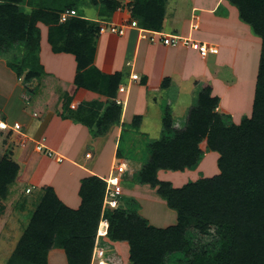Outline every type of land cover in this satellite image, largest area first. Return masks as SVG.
I'll return each mask as SVG.
<instances>
[{
  "label": "crops",
  "instance_id": "0c3cea01",
  "mask_svg": "<svg viewBox=\"0 0 264 264\" xmlns=\"http://www.w3.org/2000/svg\"><path fill=\"white\" fill-rule=\"evenodd\" d=\"M39 1L30 5L28 0L18 5L25 14L31 16L34 11L37 13L34 26L36 39L30 44L33 46L32 60L23 67V74L25 77L33 72L29 82L37 85L29 104H33L35 95L42 93L40 99L34 102L36 110H31L34 113L41 110L44 114L36 122V128H42V133L48 138L42 144L63 160L58 163L45 154L37 153L35 143L33 152L36 157L29 154L20 162L18 183L25 186V190L48 188L59 204L77 211L81 205L80 180L96 172L108 171L109 174L110 162L112 164L117 157L119 136L128 121L139 116L140 135L154 143L165 135L163 122L167 111L172 115L170 123L179 126L175 129H185L190 110L197 106L198 97L196 99L194 94L198 95L197 91L202 93L206 88L209 89V96L217 99L216 112L230 117L251 115L261 41L241 21L239 12L228 0H115L119 9L109 17L113 21L103 19L108 16L101 14L97 3L100 0ZM65 1L70 3L69 9L61 11V2ZM70 10H74L76 16L65 23L81 18L97 28L102 21H136L148 33L161 32L191 38L215 47L217 51L201 57L188 47L164 46L160 42L141 40L136 29L128 30L122 37L103 34L85 38L82 34H75L69 43L72 51L66 46L64 35L58 36L50 30L51 23L45 21L48 19L45 16L50 13L59 16ZM133 12L136 16L132 15ZM148 14L154 15V21L159 22L158 31L141 26L142 20L148 21ZM65 23L58 21L56 27ZM16 47L19 55L26 52L23 46L20 49L18 45ZM79 59L88 64L79 69ZM34 64L33 69H29ZM7 73L10 71L7 70ZM132 74L138 79L131 80ZM77 80L82 85L90 82L89 85L97 87V91L76 87ZM106 82L111 83L107 89L104 87ZM102 86L104 89H101ZM119 87H125L123 93L118 91ZM116 100L122 103L118 104ZM52 102L55 105L51 106ZM167 106L169 109H165ZM108 109L117 113L116 121L112 123L116 126V135L112 139L107 135L95 137V130L91 127L107 123L108 115L105 118L104 114ZM150 126L154 128L153 135H149L146 129ZM26 145L30 147L32 142L25 139L24 147ZM199 149L203 156L198 166L181 174L197 176L205 158L213 159L214 153L205 148ZM149 158L150 154H144L137 162L129 163L128 167L140 173ZM48 160L54 164L48 163ZM170 173L159 170L157 178L173 181ZM203 173H207L206 170L203 169ZM29 220L25 214L24 217L19 216L13 202L0 212V264L12 261ZM45 254L47 264H67L63 249L51 247Z\"/></svg>",
  "mask_w": 264,
  "mask_h": 264
},
{
  "label": "trees",
  "instance_id": "16d2710c",
  "mask_svg": "<svg viewBox=\"0 0 264 264\" xmlns=\"http://www.w3.org/2000/svg\"><path fill=\"white\" fill-rule=\"evenodd\" d=\"M228 1L238 8L241 21L261 41L250 118L244 119L239 126L225 128L220 117L210 111L216 108L217 99L209 96L208 88L198 96L196 108L190 110L185 129H172L171 117L165 118V135L150 144V158L141 170L139 182L157 188V194L175 212V225L162 230L147 227L141 218L126 216L120 205L103 215L109 225L108 238L112 242L128 243L131 264H163V257L168 253L186 255L190 251L185 238L187 228L205 233L209 225L214 226L219 235V251L213 257L201 252L193 256L189 264H264V0ZM23 3L24 0H0V42L23 40L31 44L36 39L33 21L37 13L34 11L31 16L22 13L18 5ZM106 3L113 10L118 7L116 2ZM132 15L136 16L134 12ZM45 17L47 24L51 23L50 30L58 36L64 35L66 46L72 51L69 43L75 34L89 38L98 33V28L81 18L56 27L58 15L50 13ZM154 18L148 14V21L142 20L141 26L158 31L160 24ZM87 64L79 59L78 67L81 69ZM32 73L25 75L26 84L34 75ZM18 75L21 78V74ZM203 138H206L207 150L220 156L219 175L180 188L157 178L159 170H195L203 156L198 147ZM86 181L89 182L86 184ZM80 189L81 205L76 212L59 204L50 190L51 194L41 202L45 215L38 212L32 217L31 226L9 264H23L22 258L27 259L28 264H44L47 248L54 245L64 249L68 264H90L105 183L91 177L81 182ZM42 217L49 220L47 227L44 220L43 224L38 222ZM43 226L50 233L61 231L62 234L56 242L46 245V237L38 235Z\"/></svg>",
  "mask_w": 264,
  "mask_h": 264
},
{
  "label": "rangeland",
  "instance_id": "374dc122",
  "mask_svg": "<svg viewBox=\"0 0 264 264\" xmlns=\"http://www.w3.org/2000/svg\"><path fill=\"white\" fill-rule=\"evenodd\" d=\"M29 1H31L32 3V4L30 3V5H34L36 3L41 2L39 0H29ZM107 1H111V0H100L99 2H97L98 8L100 9L101 14L103 16H108V17H104L103 18L104 20L113 21L109 17L113 16L112 12L117 11L119 8H115L114 10L111 9L110 8L111 6L106 3ZM112 1L116 2L115 0ZM24 2L27 3L28 0H24ZM116 3L119 6L118 2ZM68 4L70 3L67 1H65L64 3L61 2L60 10L62 11L69 9ZM235 8L238 11V8L236 6ZM19 10H21L23 13V9L19 8ZM35 23L36 20L33 21V27L35 26ZM96 35L99 36L98 33ZM32 38L33 36H31V39ZM16 42L19 43L16 44ZM16 45H18L19 49L22 46L24 51L26 49V52L22 53V55L24 54L23 59H21L22 55H19L17 53ZM32 50H33V46H31L29 43L23 40L12 41V42L3 41V43L2 41L0 42V121L7 123L10 126L13 125L14 123H18L20 125V131H12L9 129L5 131H0V212L2 211V209L6 208L7 205L13 202L14 206L19 211V216L24 217L25 214L27 215L28 219L30 218L29 226H31V223L33 221L32 217L36 216L38 212H41L42 215H45L44 214L45 208L41 206V202L46 197V195L51 194L50 190L45 187L39 188L38 191L31 190L29 193H27L25 190V186H22L18 183L20 162L24 159V157L28 156L29 154L32 155L33 157L34 156L36 157V155L33 152L35 143L37 142L46 143V139H48L46 138L47 135L42 133L43 132L42 128L39 127L36 128L37 126L36 122L40 121L43 118L42 116H44V114H42L41 110L35 111V113L31 112V110L34 109L33 108L34 102L37 99L38 100L40 99L42 93L35 95L32 100L33 104L32 103L29 104L33 95V90L37 87V85H33L30 82H27L29 84H26L25 80L27 75L24 77L23 74V70H24L23 67L25 66V63L26 64L31 63ZM14 52H16L19 55V57ZM34 66L35 64L31 66V68L29 69H33ZM7 70L10 71L9 74L7 73ZM18 74H21L20 75L21 78H19ZM77 82H78L77 84H74L76 87H81L82 89L89 91H97V87L93 85H89L90 82L83 85L82 83H80L79 80H77ZM106 83L107 85L104 84V87L107 89L109 88V86H111V83L110 82H106ZM104 87L102 86L101 89H104ZM197 92L198 95L194 94L196 96V99L201 94L199 93V91ZM102 93L103 92L101 91V94ZM53 103L54 102H52L51 106L55 105ZM36 108L34 110H36ZM165 109H169L168 106L165 107ZM111 110L112 109H108L104 114V117L108 115L106 119L107 123L102 122L103 126H98L97 128L91 127L93 131L95 130L94 131L95 134H93L95 137L101 138L107 135V137L112 139L113 136L116 135L117 129L115 128L116 126L113 125L112 123L116 121L117 113ZM206 110H207V106H206ZM210 111L214 115L220 117V121L225 128H229L231 126H235V127L239 126L241 125L244 119L250 118V116L249 117L226 116L220 114L219 112H216L215 109L212 110V108L210 109ZM134 117H135L134 120H132L131 122L128 121L127 127L123 129L124 131L122 130V135L119 136L120 141L117 145L118 148L117 157L116 159L113 160L112 164H111L112 161L110 162V166L113 164L120 165L121 163H124V168H126L124 173L121 175L122 194L120 198V206L124 214L126 216L130 215L141 218L147 227H151L157 230L158 229L162 230L175 225L176 222L175 212L170 210L166 205V201L157 194L156 191L157 188H151L150 186L143 185L139 182V178L141 177V172L135 173L134 168L131 169L128 167L129 163L137 162L140 156H143L144 154L145 155L147 154L148 156L151 152V150H149L150 144L153 143L152 141L149 142L146 136L143 137L142 135H140L139 128H140L141 119L139 116L138 117L134 116ZM167 117H171L172 119V115H170L168 111L165 114V118ZM173 124L174 123L172 122L171 124L173 126L172 129L176 130L175 128L179 126L177 124L174 125ZM146 129L149 135L154 134V128H152L151 126L149 128L147 127ZM177 130L179 131L180 129ZM25 139L26 140L28 139L29 141L32 142V145H30V147L29 145H26L24 147ZM198 147L199 148L201 147L202 149L205 148L207 150L206 138L201 139V141L198 143ZM211 153H214L212 154L213 159L209 160L208 157L205 158L206 160H204L203 165L200 166L201 168L199 169V173L197 176L196 174H192V173L187 175L181 174L184 173L185 170L183 172H178V171L171 172L170 174L173 181H170V183L172 184V186L173 187L178 186L180 188L188 183H195L198 180L210 179L213 178L214 176L219 175L217 162L220 156L215 152H211ZM43 154L44 153H42V155ZM33 157L30 158L34 159ZM48 163L54 164L53 161L50 160H48ZM110 166L109 169H111ZM214 167L215 169H212ZM50 168H53V166H50ZM203 169L204 171L206 170L207 173L202 174ZM91 177L106 179L108 177V171L104 173L96 172V174L92 176L82 178L80 180V183L83 182V180L90 179ZM196 177L198 178L195 180ZM187 180L189 181L187 182ZM87 182L89 181H86V184ZM80 188L81 186H79V191L81 192ZM38 219H40L38 220V222L42 224L45 221L46 222L45 227H47L49 223L47 217H42V219L41 218ZM38 225L39 223L36 224V226ZM45 227L44 226L42 227V230L38 235L40 236V238L46 237L47 239L46 245H51L50 242L52 241L56 242L62 233L61 231L60 232L54 231L50 233V231H46L47 229H45ZM185 238L189 241L190 244L189 253L186 255L182 253H168L163 257V261H162L163 264H189V261L192 260L193 256L199 255L201 252H205L209 257H213L219 251V246H220L219 235L217 233L216 228L212 225H209L205 233H200L198 230L189 227L185 232ZM118 243H124V245ZM106 244L105 246L110 247L109 255L113 259L112 264H131L129 262L130 259L129 246L126 241L112 242L107 237ZM51 247L63 249L58 245H54V246H49L47 248V251ZM46 255L47 254L44 255V259H45L44 264H47ZM65 259L68 264L66 254H65ZM22 263L28 264V260L22 258Z\"/></svg>",
  "mask_w": 264,
  "mask_h": 264
},
{
  "label": "built area",
  "instance_id": "2783aa9c",
  "mask_svg": "<svg viewBox=\"0 0 264 264\" xmlns=\"http://www.w3.org/2000/svg\"><path fill=\"white\" fill-rule=\"evenodd\" d=\"M76 16L75 11L70 10L59 15V23H65L69 18ZM98 35H112L116 37H122L126 34L128 30H138V38L141 40H147L151 43L160 42L164 46H182L188 47L196 51L201 57H205L208 54L216 53V48L208 46L207 44L200 43L191 38L180 37V36H169L161 32H146L144 29H141L138 26L136 21H126L124 23H114V22H104L102 21L98 25ZM131 80H137V75H131ZM125 87H120L119 92L123 93ZM118 104H121L122 101L118 100ZM20 131V125L14 123L13 125H8L0 121V131L5 130ZM35 151L37 153H44L48 158H53L56 162H61L63 158L47 147L42 143H36ZM126 168H124V163L120 165L113 164L109 171L108 177L106 179L102 178V181L105 183L102 207H101V218L97 226L95 241L93 245V250L91 253L90 264H112L113 259L110 257V247L105 246L106 239L108 237V221L104 218V213L106 211L116 210L120 205V198L122 194V185H121V175L124 173ZM29 189L26 190L29 193ZM107 245V244H106Z\"/></svg>",
  "mask_w": 264,
  "mask_h": 264
}]
</instances>
